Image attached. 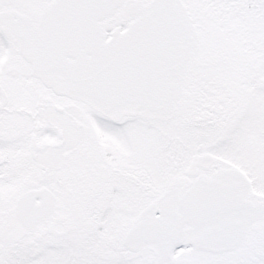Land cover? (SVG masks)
Instances as JSON below:
<instances>
[{
    "label": "snow or ice",
    "instance_id": "obj_1",
    "mask_svg": "<svg viewBox=\"0 0 264 264\" xmlns=\"http://www.w3.org/2000/svg\"><path fill=\"white\" fill-rule=\"evenodd\" d=\"M0 264H264V0H0Z\"/></svg>",
    "mask_w": 264,
    "mask_h": 264
}]
</instances>
